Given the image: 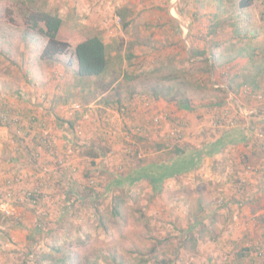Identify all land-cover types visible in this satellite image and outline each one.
<instances>
[{
	"label": "rangeland",
	"instance_id": "obj_1",
	"mask_svg": "<svg viewBox=\"0 0 264 264\" xmlns=\"http://www.w3.org/2000/svg\"><path fill=\"white\" fill-rule=\"evenodd\" d=\"M39 1L62 14L59 38L73 48L86 37L100 34L109 45L113 65L105 76L81 86L74 75L77 65L68 64L72 54L53 64L41 62L37 55L47 39L38 37L26 46L19 19L13 22L5 16L0 20V199L13 191L9 180L28 178L13 191L15 215L0 211V264H56L63 254L69 259L73 253L76 261L89 255L91 263L114 264L106 259L113 248L119 249L125 264H149L154 254L170 258L172 264H256L237 254L241 247H250L252 256L264 250L263 216L246 214V222L236 230L241 243L229 238L240 243L237 247L223 244L214 250L206 247L212 242L199 245L192 239L197 224L201 228L210 224L202 234L204 239L218 234L219 228H232L238 209L220 206L223 194L232 192L226 177L234 172L242 180L237 188L243 193L250 175L258 170L256 165L246 163L251 170L243 166L232 171L231 167L226 173L208 175L205 170L198 177L195 163H189L187 169L195 171L182 172L179 177L153 175L161 160L176 156L178 143L166 134L177 122L188 134L186 142L179 144L186 150L189 147L191 156L207 132L217 134L237 125L262 128L251 117L264 113V0H251L242 9L241 0H107L81 21L58 10L54 0ZM8 49L9 57L1 52ZM200 50V55L195 53ZM208 53L210 58V53L216 54L211 59V74L205 60ZM154 92L166 96L156 98ZM184 97L192 108L178 106L176 100ZM143 98L152 100L151 108L143 109ZM92 100L100 106L86 114L66 112L74 102L89 104ZM120 102L129 107L119 116L112 142L104 137L102 118ZM39 110L46 116L39 117ZM165 111L173 113V120L135 134L134 142L126 141L129 128L145 126L148 121L150 125L155 115ZM40 125L50 128L58 142L69 144L73 153L62 157L55 146L53 151L39 144L47 162L39 159ZM30 126L34 131L28 130ZM195 132H199L196 137ZM261 139L264 146V137L258 142ZM243 147L237 150L241 158ZM51 170L61 173H57L58 180L49 177ZM31 180L35 182L28 185ZM260 184L264 187L261 182L255 186ZM26 185L40 186L46 197L31 205L21 198L22 191L29 189ZM120 196L124 201L116 215L113 200ZM99 217L109 224V236L99 226ZM44 222L45 228L56 229L53 235L47 231L36 235V228ZM67 234L73 238L68 240ZM62 240L64 253L55 248ZM182 240H186L183 245Z\"/></svg>",
	"mask_w": 264,
	"mask_h": 264
},
{
	"label": "trees",
	"instance_id": "obj_2",
	"mask_svg": "<svg viewBox=\"0 0 264 264\" xmlns=\"http://www.w3.org/2000/svg\"><path fill=\"white\" fill-rule=\"evenodd\" d=\"M250 1L251 0H241L239 3V7L242 9L243 7L248 6ZM261 14L262 19L264 20V9L262 10ZM5 16H7V18H9V20L13 22H17V20L19 19L24 32L22 38L26 46H30V44L32 45V43H34L35 41L37 42L38 37H44L47 39V44L44 46L42 52L37 55L41 62L53 64L57 61L62 60V56L72 54L73 56L68 61V64L73 65L75 63L77 65L74 71V75L78 78L77 80L81 86L85 81H92L105 76L106 74H108L110 68L113 65L111 59L112 54L109 45L105 42L104 38L100 34H95L86 37L84 40L79 42L74 48L68 41L59 38V32L62 25L64 24V20L56 10L47 8L45 2L42 3L39 0H6L5 3L3 2L2 4H0V20L3 19ZM1 39L7 40L8 38L1 37ZM216 46L217 44L214 47ZM213 49L214 48H212V52L214 51ZM1 52L6 56L10 55L11 53L9 49L1 50ZM202 52H204L203 55H206V52L204 50ZM195 53L200 55L201 50L195 51ZM208 55L209 53L207 54L205 60L209 66L207 71L211 74L213 71V63H211V59L215 58L216 54L210 53L211 58ZM154 94L156 98L164 96H160L158 92H154ZM176 103L179 107L182 108H192L191 101L185 97L179 99L178 101L176 100ZM175 151L176 160H173L171 164L169 160L166 161L167 163L165 164L159 163V165L163 166L164 168L161 170V168L157 166L160 171L154 173V177H160V172L163 173L168 171L172 164H174L173 168H176L177 170H185V163L188 159V155L184 153L185 150L179 143L175 145ZM178 158L179 160H177ZM42 195H45L44 191L42 192ZM123 201V196H120V198L115 197V203L113 200V209L116 215L121 213L120 208ZM223 204L224 202H221L220 206H222ZM93 211L96 215L95 212L97 210L94 209ZM99 221V226L103 229L107 236H109V224L104 220L103 217H99ZM46 225V222H44L43 225H39L38 228H36V235L42 236L44 231H47V233H51L53 235L56 229L52 230L51 228H45ZM194 225L196 227V224ZM209 225L207 224L204 226V228H201L197 224L198 228H196V230L198 234L195 233V235L192 236V239L194 241L196 240L195 243H198V237H202V234H204L206 229L209 230ZM86 235L90 236L91 234L86 232ZM218 235L219 234H215V232H213L212 235L210 234L209 237H217ZM72 238L73 236H71V234H67L68 240ZM162 243L163 241L159 242V244ZM185 243L186 240H182V245ZM240 243H238V241L232 240L229 245L235 244L236 246ZM63 244V240L58 242V245L55 246L56 250H58L59 252L62 251L64 253L65 249L63 248ZM157 244L155 245L157 246ZM156 246H154L152 250ZM251 250L252 249L250 247H241L237 255L240 258L244 259L248 257L251 259V261L254 260L256 264H264V250L261 248L257 250L256 256H252V254L249 253ZM120 253L121 252L119 251V249H110L108 251V256H106V259L111 260L114 264H125L123 260L124 258ZM45 256L46 255H44V257ZM75 259L76 258L74 253L69 256V259L67 258V256H65V254H63V256L57 261L56 264H100L99 262L91 263L89 255H84L80 259L77 258L78 261H76ZM149 264L172 263L170 261V258H159L157 254H154L153 261Z\"/></svg>",
	"mask_w": 264,
	"mask_h": 264
},
{
	"label": "crops",
	"instance_id": "obj_3",
	"mask_svg": "<svg viewBox=\"0 0 264 264\" xmlns=\"http://www.w3.org/2000/svg\"><path fill=\"white\" fill-rule=\"evenodd\" d=\"M58 7L57 9L61 8V11L66 10L70 15H74L73 18H78V21H81L84 17V14L86 15H92L95 14L94 11H92L98 4H100V8L103 6V4L107 0H54ZM56 3H54L56 5ZM100 8H95L100 10ZM62 16V14L60 13ZM92 17V16H90ZM63 18V16H62ZM64 20V18H63ZM63 27V25H62ZM61 27V29H62ZM60 29V32H61ZM252 94V93H251ZM245 100L248 102L250 99L247 97ZM255 102V101H254ZM68 106V105H67ZM63 107V106H61ZM66 108V107H64ZM41 110V109H40ZM37 111L36 113H39V117L46 116L45 114ZM255 110V109H254ZM178 108H176L175 113L178 115ZM242 112L244 114H247L245 109H242ZM56 113H50L49 117H52ZM251 119L253 121H257L258 124L262 123V128H258L256 126H245V125H237L236 127L230 128L229 130L224 131H218V133H205L201 136V141L203 144H201L199 147L194 148L196 150L195 156H191V154H188L190 152V148L187 147L184 148L185 152L188 155V159L185 163V169L189 167V163H195V170L198 169L197 175L198 177H203L204 171L206 170V174L208 172L210 173H216L217 171H221L226 173L228 169L231 168L232 171L236 169H243V166H246V163L254 164L258 167V170L256 169V172H253L252 175H250V179L247 181V189L243 193L241 192L240 186L237 188V184L242 182V180L237 179L238 176L234 172L231 173L230 177H226V183L230 184V188L232 189L231 193H225L222 196L224 204L221 206V208L224 207H236L239 211V214L237 215L236 222L233 224L232 228H227L226 231H222V228H219V235L217 237H211L210 239H204V237H198L197 240L198 244L200 245L203 241L206 242H212L210 244H206L207 248L210 249H220V246L223 248V244L229 245L232 240H229V238L236 239L240 241L238 237H235L236 230L239 228V224L243 221L246 222V214H250V216L247 217H264V187L261 186V184L258 186H255V184H259V182L263 183L264 185V146L262 139L259 140V137H264V113H255L252 115ZM55 131V130H54ZM197 133V132H195ZM199 133V132H198ZM198 133L194 135L195 137L198 136ZM186 142V141H185ZM183 145V144H182ZM240 145H244L240 151H244V154L241 155L237 151L238 148H240ZM237 146V147H236ZM66 143L63 141L58 145V154L64 155L66 150ZM185 147V146H183ZM237 148V150L235 149ZM37 150L39 151V159H42V161L47 162V158L45 157V153L41 150V147H39V141L36 145ZM189 148V149H188ZM248 149L245 151V149ZM35 149V148H34ZM235 149V151H233ZM40 156H42L40 158ZM262 156V157H261ZM240 157V158H239ZM259 157V158H257ZM261 157V158H260ZM38 159V160H39ZM50 159V158H48ZM173 160H176L173 158ZM173 160H170V164ZM179 160V158L177 159ZM231 160V161H230ZM40 163V162H39ZM159 163H167L165 160H161ZM169 164V163H168ZM161 168V170L164 168L163 166L157 165ZM174 165H172L170 168V172H167L164 174L160 172L162 177H168V178H176L179 177L178 174H182V172H191L193 168H189V170H177L176 168L172 169ZM169 168V169H170ZM160 171V170H159ZM237 174L240 172L239 170L236 171ZM61 173L51 170L49 174V177L52 178L54 181L58 180L57 178L58 174ZM63 173V172H62ZM208 175V174H207ZM252 176V177H251ZM75 177V176H74ZM231 177H236L235 180ZM45 178V177H44ZM231 178V179H230ZM46 180V178H45ZM231 181V182H230ZM35 180H31L28 182L29 184H33ZM233 182V183H232ZM250 182H253L250 184ZM240 185H243L240 184ZM249 185L251 186L249 189ZM257 187L259 189H257ZM198 234V233H196ZM247 232H243L242 235L246 236ZM243 238V237H242ZM244 237L243 239H245ZM241 242V241H240ZM216 244V245H215ZM221 248V249H222Z\"/></svg>",
	"mask_w": 264,
	"mask_h": 264
},
{
	"label": "built area",
	"instance_id": "obj_4",
	"mask_svg": "<svg viewBox=\"0 0 264 264\" xmlns=\"http://www.w3.org/2000/svg\"><path fill=\"white\" fill-rule=\"evenodd\" d=\"M118 21H120V17L117 18ZM142 107L143 109L146 108H151L152 107V100L150 98H143L142 99ZM132 103V102H130ZM120 105H118L117 109H110L109 113L110 115L102 118V124L105 128H101L104 131V137L106 140H110L113 142L114 136L112 134L116 133L117 131V122L120 120L119 116L121 117V115H124L127 112V109L129 107V105L127 103H119ZM98 106H100V104H98L97 102L93 101L90 102L89 104H84L82 102H74L72 103L69 107H67L66 112L68 113V115H73L75 113H87V111L91 110V109H95ZM32 119H35L34 117H32ZM173 120V113H171L170 111H165L161 114L155 115L153 117V121L150 125V122L148 121L145 126L143 124L141 125H136L133 126V128H129V131L126 132V135L124 136V138L126 139V141L128 142H134V135L137 133H141V132H147L148 130H151L154 127H159L164 121H170ZM230 125L233 126L234 125V121L231 120L230 121ZM113 126H115V130H113ZM29 131H34V128L32 126L29 127L28 129ZM38 133H39V144L44 146L46 149L47 148H51L53 150V147L55 146V152L57 155L58 154V145L60 144V142L57 141V139L52 135V130L50 128H48L45 125H40L39 129H38ZM187 131L183 130V124L180 122H177L175 125H173L172 127H170L169 131L167 132L166 136L167 139L172 140L173 142L176 143H180L183 141L187 140ZM189 139V136H188ZM67 145V144H66ZM70 145L68 144L66 147V152L64 153V155H59L62 157H69L71 155V153H73V151L70 149ZM54 151V150H53ZM130 152V151H129ZM128 152V154H129ZM136 154L139 156V158L143 157V153L141 151H136ZM61 163L64 162V160H60ZM64 165V164H63ZM245 168H247V170H251L252 167L250 165L245 166ZM28 178H25L23 176H17L11 180L8 181L9 184V189H12L13 191H16L17 189L21 188L22 186H20V184L27 182ZM94 180H92L93 182ZM28 187L29 189H25L22 191L23 193V197H25V199L29 202H31V205L36 206L38 205L41 200L46 197V195H42L43 189L40 186H36L35 188H31L29 186H25ZM31 189V190H30ZM13 191H8L7 196L5 197V199H0V211H2L3 213H5L6 216H13L16 213V210L14 208L11 207V203L12 200L14 199L13 197ZM20 195V194H19Z\"/></svg>",
	"mask_w": 264,
	"mask_h": 264
}]
</instances>
